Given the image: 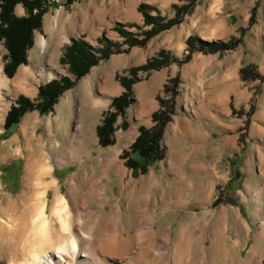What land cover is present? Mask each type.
<instances>
[{
    "label": "rangeland",
    "instance_id": "1",
    "mask_svg": "<svg viewBox=\"0 0 264 264\" xmlns=\"http://www.w3.org/2000/svg\"><path fill=\"white\" fill-rule=\"evenodd\" d=\"M49 1L42 29L35 32L34 45L28 51V64L21 65L13 77L6 75L10 81H14L21 75L22 67H27L30 72H37L36 78L25 81L27 90L31 92L5 93L8 108L4 121L0 123L1 221L9 226L5 217L12 216L16 219L15 223L23 225L25 219L18 217L19 212H11L7 202L22 195L28 156L45 153L49 158L51 175L44 183L54 182L44 191L43 196L49 220L54 221L52 209L57 198L67 203L73 220L77 218L75 202H85L86 209L92 211L93 216L83 218L85 224L82 232L85 235H95V239H101L104 243V231H94L90 223L94 220L93 217L108 216L113 212L114 232H121L124 241L116 242L111 249L98 247V240H94L93 244L97 257L106 264H139L135 255L139 253L141 246L148 247L151 243L157 252L175 251L181 257L186 248L184 245L194 236L196 228L193 227H196L197 218H208L203 232L209 248L211 237L216 234L220 238L223 233L224 223L220 219V212L225 207L238 212L240 219L250 228L248 233L241 234L240 239L238 227L228 229L225 247L229 250V257H235L236 263L240 261L241 264H255L264 253V247L259 243L258 256L250 255L256 244L259 221L264 218V0H205L191 14L186 15L179 26L157 35L145 46H136L129 52L114 54L108 61H101L60 98L51 113H27L14 134L8 139H2L7 114L20 96L36 101L40 87L54 79L71 76L68 66L62 64L61 59L72 41L84 39L94 49H99L101 45L98 41L105 34L113 43L123 45L124 38L115 29L121 25L133 34H140L141 30L128 27L144 26L143 14L139 11L142 4L156 9L151 11L153 16L160 15L167 19L175 16L174 5L185 4L179 0H77L67 7L65 0ZM257 4L256 20L249 26L252 9ZM15 14L24 17L26 11L22 5H18ZM50 24L55 33H52ZM149 29L144 27L143 30ZM245 29L248 32L243 44L234 51L225 54L195 52L191 61L183 66L172 64L150 74L141 73L139 82L133 86V103L126 118L118 122L120 128L115 135V144L109 147L100 145L98 127L113 99L124 92L120 77H124L127 70L146 64L163 50L170 52L173 57L183 59L187 50L186 42L191 36L209 42H228L239 38L241 31ZM60 38L68 40L55 53L63 73L49 78L51 69L46 58L52 54ZM42 41L47 42L44 52L40 46ZM127 49V45L122 46V50ZM7 55L4 42L0 40V67L3 69L7 64ZM250 65L256 66L261 79H242L240 70ZM42 69L46 76L41 75ZM108 74L113 80V86L118 89L117 93H108L101 87ZM178 75L181 84L179 95L175 99V115L166 127L162 142L165 158L149 167L146 172L135 175L122 155L135 142L141 127L151 128L154 125L152 116L160 108L159 97L170 98V95H165L164 87ZM81 93L106 104L99 112H95L93 103L89 101L82 107ZM65 100L69 101V108L68 105H63ZM59 108L65 115L71 112L70 119L67 118L60 124L62 133L67 128L68 134L47 141L48 119L54 122ZM26 119L30 120L27 130L23 131ZM124 122L128 124L127 128H123ZM55 126L54 123L53 130L56 129ZM78 130L88 131L94 137L87 142L88 145L77 144L63 156L52 149L51 145L60 141L74 142L75 138L72 136ZM240 154L244 155L241 166L243 178L236 191L224 195L227 185L233 179L230 161ZM18 162L21 163L22 172L19 189H16L10 182L14 176L11 174L8 179L2 172L5 166ZM64 171L68 173L65 174ZM88 176H93L94 180L104 178L95 197L90 194V184L83 182ZM5 183L10 186L7 187ZM25 202H22L24 207ZM24 207L19 211H27L24 213L28 217L27 229L16 237L0 234V264H21L25 259V251L30 248V241L37 239V233L36 236L33 235L32 215L28 212L29 208ZM149 216L154 217L153 225H148L150 235L141 234L138 226L142 219ZM56 225L58 226L57 223L55 227ZM77 231L85 236L78 226ZM48 235L51 237V233ZM56 240L58 241L53 247L60 244L61 240ZM237 240L240 241V247L236 251L232 249V245ZM217 244L215 248H210L207 264L212 263L213 259L224 263L218 255L222 250L221 246ZM196 247V244L192 247L195 253ZM82 248L81 251L84 250ZM67 261L72 262L69 258ZM183 261L194 264V261Z\"/></svg>",
    "mask_w": 264,
    "mask_h": 264
},
{
    "label": "trees",
    "instance_id": "2",
    "mask_svg": "<svg viewBox=\"0 0 264 264\" xmlns=\"http://www.w3.org/2000/svg\"><path fill=\"white\" fill-rule=\"evenodd\" d=\"M77 0H65L67 7L71 6ZM185 2L184 5H174L175 16L167 19L160 15L153 16L151 11H156L152 6L142 4L139 11L144 17V26H129L128 28H137L141 30L140 34H133L126 27L119 25L115 31L120 37L124 38L123 45H127V50H122V44L113 43L105 34L99 39L101 48L94 49L84 39L72 41L66 47L61 59L62 64L67 65L71 76H65L60 79H54L46 85L39 88L36 101L30 98L20 96L15 106L11 108L5 120V132L2 139H8L14 134V130L19 126L23 117L32 111H38L42 115H47L54 110L60 98L69 90L73 89L77 81L87 76L93 67L99 65L101 61H108L114 54L126 53L136 46H145L152 38L179 26L184 17L191 14L194 9L205 0H179ZM49 0H0V40L8 52L7 64L4 67L5 74L13 77L21 65L28 64V51L34 45V34L40 31L43 26V17L48 12ZM56 4V3H52ZM22 5L26 11V16L18 17L15 9ZM258 4L254 6L251 13L249 26H252L256 20ZM144 27L150 28L143 30ZM248 30H242L239 38H233L228 42H209L198 37L191 36L186 44L187 50L183 59L173 57L168 51H160L153 59L146 64L138 67H132L126 71L124 77H120V83L124 92L113 99L110 109L105 113L101 125L98 127L99 143L102 147H109L115 144V135L120 125V119H125L129 107L132 105L133 86L139 82L141 73L150 74L169 67L172 64L183 66L191 61L195 52L204 54H225L236 50L243 44L244 37ZM141 38V39H140ZM240 74L243 80L261 79L256 66L250 65L242 68ZM181 84L180 76H176L168 81L164 87V92L168 97H159L160 108L153 114L154 125L151 128L141 127L139 135L130 149L124 151L122 157L127 160V166L133 170L135 175L146 172L149 167L157 165L165 158V151L162 147L167 125L172 121L175 115V99L179 95V86ZM128 124L123 123V128ZM244 155L240 154L230 161L232 170V181L227 185L224 195L236 191L240 181L243 178L241 166ZM22 168L21 163H14L11 166L3 168V176L9 179L12 174L14 178L10 180L12 186L19 189V181ZM65 174L68 171H64ZM59 173V171H56ZM7 187L10 184L5 183ZM218 204V202H216Z\"/></svg>",
    "mask_w": 264,
    "mask_h": 264
},
{
    "label": "bare ground",
    "instance_id": "3",
    "mask_svg": "<svg viewBox=\"0 0 264 264\" xmlns=\"http://www.w3.org/2000/svg\"><path fill=\"white\" fill-rule=\"evenodd\" d=\"M50 29L52 30V33H55V30H53L52 24H50ZM67 41H68L67 39L62 40L60 38L52 54L47 56L46 58L48 65L51 69L49 78L51 77L53 78L54 76L60 75L63 73L62 68L59 65V62L57 60L55 53ZM46 45H47L46 41L40 42V46L43 49V52L46 49ZM0 65H1V58H0ZM53 70L55 72H53ZM20 73L21 75L16 80L10 81L6 76L4 69L0 67V123L4 121L6 110L8 108L7 100L5 98V93L8 92L10 94H13L14 92H18V91L29 93L31 91L27 90L25 81L29 80L30 78L37 77V72L35 70H33V72H30L27 67H22V70ZM41 75L46 76L44 69H42ZM101 87L103 90H105L108 93L118 92V89L113 86V80L110 79L109 74L106 75V79L101 84ZM88 101L93 103L95 112H99L106 104V102L97 101L92 96L90 98H87L86 95L81 93L82 107L85 106V104L87 105ZM69 104L70 103L68 100H65L63 103V105L65 106L68 105L67 106L68 108L70 107ZM57 111H58V115L55 118L54 122L50 118L48 119L49 134L47 135V141L59 138L60 136L63 137L65 134H68L67 128L64 129V133H62L60 124L62 121L67 120V118L68 120L70 119L71 112L65 115L60 108ZM29 120L30 119H26L23 122V131L27 130V124ZM54 123L56 125L55 126L56 129L54 128L55 130H53ZM87 132L78 130L77 132L73 133L72 137L75 138L74 142L68 141L69 143H65L64 141H60V142H57V144H52L51 145L52 149L59 155L63 156L66 153H68L70 149H73L77 144L86 145L88 141L90 142L94 138L93 136L89 135L90 133H87ZM79 137H82V138L79 139ZM48 159L49 158L45 153H42V154L33 153V154H30V156H28L27 164L25 167L24 190L22 192V195L18 199H15L13 201L10 200L9 203L7 202L8 204L7 206L9 207V210L11 212L12 211H16L17 213L19 212L18 217L20 219H25V220L23 221V225L19 226L17 223H15L16 219L14 220V217L6 216L7 218L5 217V219H7V221L10 223L9 226H7L1 221L2 219L1 217L0 218V234L3 233L2 235H4L5 233V235L16 237L18 236V233L27 229V218L28 217H26L24 214L27 211L22 210L23 212L21 213L19 211V209L24 207L22 202L26 201L24 204L27 208H29L28 212H30V214L32 215L33 220L31 218L30 219H31V223H33V232H34L33 235L36 236V233H37V239L36 240L32 239L30 241L31 242V244L29 243L30 248H28V250L25 251V254H24L25 259L21 264H76V263L106 264L104 260H101L99 257H97L96 249L94 248L93 244L95 241L98 240L99 241L97 245L98 247L102 246L103 248L111 249L113 247V244H115L116 242L118 243V241L120 240H123L121 232H120L121 236H119L120 234H115L114 232L116 231V229L114 228L115 224L113 223V212L109 213L108 216L100 215V217L99 216L93 217L94 220L90 223L91 225H93L94 231H97L98 229L104 231V233L106 234L104 243L101 242V239L100 240L98 238L95 239V235H90V234L85 235V233L82 232L83 226L85 224V222H83L84 220L83 218H91L93 216L92 211L86 209L87 204L85 202H82L79 204L77 203V201L75 202L77 218L73 220L72 219L73 216L72 218L70 217L71 211L69 210L67 203L64 200L57 198L55 201L56 203L55 207L54 209H52V217L54 216L55 222L54 221L52 222L51 220H49L47 216V212L45 210V202L43 201L44 191L48 189L54 183V182L47 183V184L44 183V181L51 175L50 173L51 171L49 170ZM103 181H104L103 177H100L94 180L93 176H88L85 178V181L83 182L84 183L87 182L90 184V188H89L90 194L93 197H95V195L100 191L99 188L102 186ZM26 207L24 208L26 209ZM145 212L147 213L146 210ZM100 218H102V220ZM153 219H154L153 216L151 217L149 216L148 218H145V220L142 219L138 226L140 231L139 229L138 231L141 232V234L148 233L149 232L148 225L149 224L153 225ZM220 219H222L224 223L223 233H221V235L219 236L220 238L216 237L215 236L216 234L211 237L212 243H211V247L209 248L206 246V237L203 232L204 226L207 225L208 218L206 217L202 219L197 218L196 227L192 226L194 229L196 228L194 236L191 237L192 239L190 241L186 242V244L188 243L187 245H184L186 246V248L184 249V252L181 257L178 255L179 253L177 252L178 253L177 254L175 251L173 253L157 252V249H155L154 244L151 243L148 247L141 246L139 253L135 255V259L137 263L139 264H149V263L157 264L161 262L165 264H180L179 262H183V264H187V263H184L183 260L194 261V264H207L210 248H213L217 244V242H219L218 244L219 246H221L222 250L218 252V255L221 256V260H223L224 263L218 259H213V257L216 256L214 255L212 256L213 262L209 264H241L240 261H237L236 263L235 257L233 258L229 257V254H230L229 250L226 248L227 246L225 247L226 245L225 237H227L225 235H227L226 233H228L229 231L228 229L236 226L239 228V231L237 232V234L240 239L241 234L248 233L250 228L244 221L240 219L238 212L232 211L231 209L226 208V207L220 212ZM75 221L77 222V224H75ZM102 221H104V223H102ZM99 222H101L102 224H100ZM55 223L58 224V226L56 225L58 228L55 227ZM76 225L78 226L80 232H82V234H84L85 236L79 234V231H77ZM13 226H16V227H13ZM35 227L37 228V230ZM48 233H51V237L52 236L54 237L51 238L50 235H48ZM55 237L56 239H60L61 241L63 240V242L61 243L60 241L59 242L60 244H57L58 246L57 247L54 246L55 247L54 248L53 244L54 243L56 244V241H58L55 239ZM65 240H67V242H65ZM233 243L234 244L232 245V249L237 251V249L240 247L239 246L240 241L237 240V241H234ZM255 243L256 244L252 247L251 252H250V255L252 256H258L257 254H259L258 252L259 243H261V246L264 247V218L259 221ZM195 244L197 245L196 253L192 251V247ZM82 247L84 248V250ZM81 248L83 251H81ZM68 258L71 259L72 262H68L67 261ZM246 264H249V263H246ZM255 264H264V253L261 255L260 258L257 259Z\"/></svg>",
    "mask_w": 264,
    "mask_h": 264
}]
</instances>
